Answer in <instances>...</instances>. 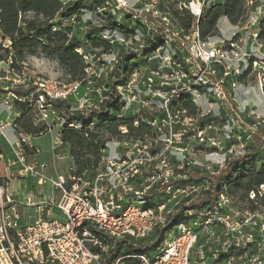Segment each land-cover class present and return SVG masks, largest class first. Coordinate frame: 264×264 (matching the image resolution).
Here are the masks:
<instances>
[{"label": "built area", "instance_id": "built-area-1", "mask_svg": "<svg viewBox=\"0 0 264 264\" xmlns=\"http://www.w3.org/2000/svg\"><path fill=\"white\" fill-rule=\"evenodd\" d=\"M62 1L65 6L75 0ZM228 1L104 0L95 13H110L132 33L128 39L101 33L119 48L109 54L77 48L85 65L78 81L16 71L10 58L0 77L9 82L3 88L7 95L0 97V140L10 155L0 153V161L17 169L4 179L30 176L38 186L47 182L61 195L56 207L64 220H43L44 207L48 214L53 201L36 205L28 198L24 207L36 208L35 217L23 225L14 208L18 203L0 184V264H104L100 258L108 257L112 245L144 241L156 231L162 232L161 241L151 258L140 255V264H264V185L241 207L227 188L213 184L228 163L246 155L255 132L264 133V41L259 37L264 0H241V18L230 27L231 36L200 34L202 15ZM175 13L187 14L191 26L184 29ZM124 56L141 62L127 75L121 73ZM244 75L255 80L250 87L263 98L261 108L239 101L238 77ZM182 97L195 106L194 116L179 107ZM113 100L119 118L135 105L131 128L143 125L151 132L135 136L119 126L116 137L104 143L102 169L94 177H45L46 163L26 161L28 154L40 153L31 138H57L63 128L80 131L87 117L92 128V116ZM16 103L27 105L25 119L41 134L21 131ZM236 103V110L229 108ZM195 145L210 152L205 164L193 156ZM196 170L204 173L197 176Z\"/></svg>", "mask_w": 264, "mask_h": 264}, {"label": "trees", "instance_id": "trees-1", "mask_svg": "<svg viewBox=\"0 0 264 264\" xmlns=\"http://www.w3.org/2000/svg\"><path fill=\"white\" fill-rule=\"evenodd\" d=\"M103 1L75 0L74 3L63 6L61 0H0V38L11 42L13 66L16 62L23 63L28 55L40 53L48 59L56 60L59 66L65 70L70 81L80 80L84 75L85 65L82 56L75 52L77 48H82L84 53L109 54L119 48L116 44L111 46L101 37V33L116 32L127 39L128 35L132 33L131 30H127L125 23H118L110 13L105 11L99 15L95 13ZM242 7L240 0H230L221 6L207 10L202 15L199 24L202 38L214 34L215 25L222 16L227 17L231 23L236 25L241 18ZM73 16L77 17L78 22L83 21L84 16L86 18L88 32H85L86 41L84 43L72 34L71 28L53 29L56 25L53 24V21L56 18L68 20ZM175 16L184 29L191 26L192 19L187 14L175 13ZM259 32L260 39L264 41V21L259 26ZM140 63L133 60L131 56H124L121 73L127 75L132 68L138 67ZM244 76L238 77L240 82L243 81ZM16 94L25 95L20 90H17ZM179 101V107L187 110L189 115L194 116L197 113L188 97H182ZM16 108L22 112V119L19 121L21 131L34 136L41 134L39 130L33 129L25 119L27 105L16 103ZM118 110L119 106L116 100L106 102L101 111L92 116L95 117L92 128L87 127L91 121V117H89L83 123V128L80 131L62 129V144L69 146L74 164L72 174L87 178L95 176L101 161L100 152L105 145L104 141H99L102 131L110 136H116L118 127L124 125L135 136L151 132L143 125L137 129L131 128L132 119L119 118ZM263 136L264 133L261 130L255 132L253 141L247 145L246 155L228 163L225 171L216 179L213 178L214 186H224L233 199L244 202L250 192L256 191L259 186L264 185V156L261 154L264 151L261 146ZM153 234L155 235L154 240H156L154 244L142 245L138 250L131 247L132 253L150 249L152 251L153 247L160 243L163 235L159 231ZM133 263L138 264L137 262Z\"/></svg>", "mask_w": 264, "mask_h": 264}, {"label": "rangeland", "instance_id": "rangeland-1", "mask_svg": "<svg viewBox=\"0 0 264 264\" xmlns=\"http://www.w3.org/2000/svg\"><path fill=\"white\" fill-rule=\"evenodd\" d=\"M61 2H63L61 0ZM74 3V2H71ZM63 5V4H62ZM83 21H77V17L73 16L71 18H68V20H61L58 18H56L53 21V24H56L55 27L53 28L54 30L57 29H61V28H71V32L73 35H75L81 42L84 43V41H86V37H85V32H88V27H87V22H86V18L85 16L83 17ZM220 22V21H219ZM219 33L222 37L227 38L229 36H231V32L232 29L228 26V24L225 21H221V23L219 24ZM0 77H4L6 75L7 72V68L9 66V60L10 58H12V49H11V42L9 40H3L0 38ZM7 51L8 53L5 54L4 52ZM15 70H19L18 68H26V71L29 75H35V76H42L44 78H48L51 79L53 81H59L62 83L68 82L70 81V78L68 77V75L66 74L65 70L63 68H61L58 64V62L56 60H51L46 58L44 55L42 54H38L35 53V55H28L23 63H19L16 62L15 66H14ZM10 78V77H9ZM243 82L245 85L247 86H254L255 84V80L253 78L250 77H245L243 78ZM8 83L9 82H5V81H0V92H4V93H0V97H4L7 95V91H4L3 88H7L8 87ZM248 101L251 100L252 103L254 104V106H258V107H262L263 101H260V99H257V96L253 95V96H247L246 98ZM230 109L236 110L237 108V103L236 104H230L229 105ZM134 108L135 105L132 106L131 110L128 111V113H126L124 116L127 119H131L133 118L135 112H134ZM188 112V111H187ZM89 117H87L86 120H88ZM95 120V119H94ZM218 122V125L223 126V120L224 118L220 117ZM237 130V128H236ZM237 136V135H235ZM101 139L99 140L100 142H107L109 141V139H114V137L116 136H110V134L106 133L105 131H102V135L100 136ZM39 138V139H38ZM34 139L39 140V142H43L44 140L48 139L47 135H41V137H34ZM103 143V144H104ZM235 148H238V142L236 139H234V143ZM199 148V147H198ZM194 154L193 156H195V159L198 160L200 163L205 164L207 160L210 159V152H208L207 149H197L196 145L194 146ZM261 154L264 156V151L261 152ZM101 163V162H100ZM63 171H66L68 168L66 166L62 167ZM98 169H102V165L99 164ZM225 170H222L221 173H223ZM195 172H197L195 175L199 176L200 174L202 175L204 172L202 170H196ZM220 173V174H221ZM194 175V176H195ZM217 177V176H216ZM215 177V179H216ZM233 198V197H232ZM236 198V197H235ZM237 202L236 204H238L239 206L242 207V204L246 203V201H238V199H235ZM155 235L152 234L151 237H149L148 239L144 240V241H136V243H130V245H134L135 249L134 250H138V248H140L142 245H148L152 243V241H156L154 240ZM127 244H121V245H112V249L114 250H109V255L108 257H104V258H100V260L104 263V264H114L115 262H118V264H128L127 262H130L132 264H134L133 262H137L138 264H140V255H142V253H144L148 258H151V249L150 250H146V251H138L137 253H132L131 247ZM136 264V263H135Z\"/></svg>", "mask_w": 264, "mask_h": 264}, {"label": "crops", "instance_id": "crops-1", "mask_svg": "<svg viewBox=\"0 0 264 264\" xmlns=\"http://www.w3.org/2000/svg\"><path fill=\"white\" fill-rule=\"evenodd\" d=\"M174 17L176 18L175 15ZM222 20L225 21L229 27L234 25L229 21L227 17L222 16L220 19H218L215 25L214 32H219L218 28ZM238 94L240 102H246L254 105L251 100L248 101L246 99L247 96L253 95L257 96V99H260V101H263V98L261 97L260 93L257 92L256 88L254 87L252 89V87L245 85L243 81L240 84ZM44 135H47L48 139L44 140L41 143L39 142V140L34 139V137L31 138L32 145L37 147L40 150V153L37 156L28 154L26 161L30 163L36 162L39 164L46 163V167L41 171L43 176L45 177H51L58 174L65 175L67 173H73L74 164L70 156V148L68 145L62 144V133L57 138L50 134H43V136ZM9 136L13 139L12 132L9 133ZM54 138H56L55 146L52 145V141ZM0 153L2 155L4 154V156L10 155L8 147H6L4 141L2 140H0ZM63 166H66L68 169L66 171H63ZM16 169L17 168L15 167L12 169H8L6 167V164L0 161V184L3 186L7 194L14 196V199L18 203L14 206V208L16 212L21 216V223L23 225H26L29 223L31 217H35L34 212L36 208L24 207L25 200L28 198H31L36 205L43 203V201L52 200L54 203L53 207L50 208V212L48 214L46 213L48 208L44 207L42 219L63 221L64 217L61 211L56 207V205L59 203V199L61 196L60 193L53 191L47 182H45L42 186H38L36 184V179L30 176H27V178L12 176V178L9 177V179H4L5 176L8 177Z\"/></svg>", "mask_w": 264, "mask_h": 264}, {"label": "water", "instance_id": "water-1", "mask_svg": "<svg viewBox=\"0 0 264 264\" xmlns=\"http://www.w3.org/2000/svg\"><path fill=\"white\" fill-rule=\"evenodd\" d=\"M214 8V7H213Z\"/></svg>", "mask_w": 264, "mask_h": 264}]
</instances>
